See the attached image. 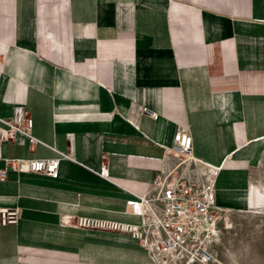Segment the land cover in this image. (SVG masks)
<instances>
[{
	"label": "crops",
	"instance_id": "1",
	"mask_svg": "<svg viewBox=\"0 0 264 264\" xmlns=\"http://www.w3.org/2000/svg\"><path fill=\"white\" fill-rule=\"evenodd\" d=\"M17 105L39 143L5 142L0 169L69 157L58 178L0 181V207L21 209L0 226V264H155L131 236L76 218L140 223L129 202L174 164L180 127L217 205L264 203V0H0V118Z\"/></svg>",
	"mask_w": 264,
	"mask_h": 264
},
{
	"label": "built area",
	"instance_id": "2",
	"mask_svg": "<svg viewBox=\"0 0 264 264\" xmlns=\"http://www.w3.org/2000/svg\"><path fill=\"white\" fill-rule=\"evenodd\" d=\"M145 113L157 117L148 108ZM0 149L5 142H13L18 135L29 139L30 150L39 141L33 137V118L23 106L14 107L12 116L0 118ZM175 160L156 176L146 195L129 202L130 212L140 223L79 216L76 226L81 229L127 234L136 239L155 264H217L209 239V227L220 212L216 201L214 174L207 172L193 154V136L188 127H180L174 144L168 150ZM68 155L49 159H5L0 169V181L10 171L29 172L59 177L61 160ZM1 159V155H0ZM190 160L186 172L176 162ZM204 168V172H201ZM109 170L103 163L100 175L107 177ZM217 171H215V174ZM21 219L18 207H0V226L17 225Z\"/></svg>",
	"mask_w": 264,
	"mask_h": 264
},
{
	"label": "rangeland",
	"instance_id": "3",
	"mask_svg": "<svg viewBox=\"0 0 264 264\" xmlns=\"http://www.w3.org/2000/svg\"><path fill=\"white\" fill-rule=\"evenodd\" d=\"M258 188L264 193V182ZM237 209L221 207L234 230L222 231L225 235L214 242L212 252L221 264H264V203L246 211Z\"/></svg>",
	"mask_w": 264,
	"mask_h": 264
},
{
	"label": "bare ground",
	"instance_id": "4",
	"mask_svg": "<svg viewBox=\"0 0 264 264\" xmlns=\"http://www.w3.org/2000/svg\"><path fill=\"white\" fill-rule=\"evenodd\" d=\"M177 165H180L179 169L181 171L186 172L188 170V168H189L190 160L181 159V160L178 161ZM200 170L203 173L205 169L201 168ZM218 207L220 208V212L218 213V217L213 223L210 224V227H209V234L210 235H209L208 243L210 245L211 250H212V245L214 244V242L215 241H220L222 235H225V234L222 233V231L227 232V231H230L231 229H233L231 227L232 225L230 224L231 222L228 219V217L222 215L221 206L218 205ZM232 224H233V222H232ZM220 225H222L223 230L220 229ZM215 258H216V263L217 264H221L220 261H219V258L216 255H215Z\"/></svg>",
	"mask_w": 264,
	"mask_h": 264
}]
</instances>
